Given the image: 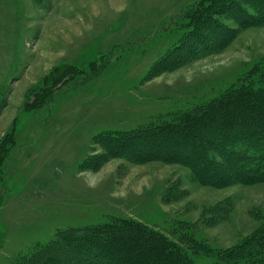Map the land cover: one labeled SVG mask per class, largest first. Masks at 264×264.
Here are the masks:
<instances>
[{"label": "rangeland", "instance_id": "374dc122", "mask_svg": "<svg viewBox=\"0 0 264 264\" xmlns=\"http://www.w3.org/2000/svg\"><path fill=\"white\" fill-rule=\"evenodd\" d=\"M258 70L264 0H0V264L111 216L217 264L209 248L264 222V182L201 185L163 152L143 157L153 144L110 156L96 138L172 120Z\"/></svg>", "mask_w": 264, "mask_h": 264}, {"label": "trees", "instance_id": "16d2710c", "mask_svg": "<svg viewBox=\"0 0 264 264\" xmlns=\"http://www.w3.org/2000/svg\"><path fill=\"white\" fill-rule=\"evenodd\" d=\"M252 76L172 120L131 132H105L96 141L106 146L110 156L125 152L137 156L139 145L153 144L143 157L158 158L163 152L162 159L182 163L201 185L264 182V70ZM183 225L178 222L174 228L181 230ZM192 240L191 247L204 246ZM206 252L217 264H264V222L233 248ZM13 264L193 263L164 233L130 218L111 216L97 225L59 231L38 249L14 258Z\"/></svg>", "mask_w": 264, "mask_h": 264}]
</instances>
